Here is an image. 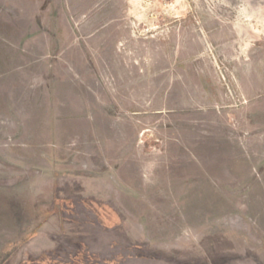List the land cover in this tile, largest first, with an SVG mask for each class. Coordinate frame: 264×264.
I'll list each match as a JSON object with an SVG mask.
<instances>
[{
    "label": "rangeland",
    "instance_id": "1",
    "mask_svg": "<svg viewBox=\"0 0 264 264\" xmlns=\"http://www.w3.org/2000/svg\"><path fill=\"white\" fill-rule=\"evenodd\" d=\"M0 264H264V0H0Z\"/></svg>",
    "mask_w": 264,
    "mask_h": 264
}]
</instances>
